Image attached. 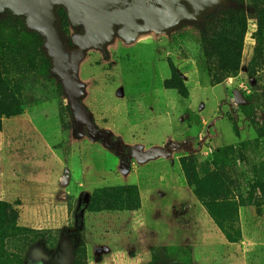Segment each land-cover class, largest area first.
Returning a JSON list of instances; mask_svg holds the SVG:
<instances>
[{"label": "rangeland", "instance_id": "obj_1", "mask_svg": "<svg viewBox=\"0 0 264 264\" xmlns=\"http://www.w3.org/2000/svg\"><path fill=\"white\" fill-rule=\"evenodd\" d=\"M234 4L246 19L239 49L219 40L223 23L184 22L119 27L105 47L81 52L73 37L84 30L69 19L83 104L119 153L76 128L31 31L0 17V95L30 117L28 126L3 116L0 128V231L39 232L23 235V264H76L79 252L82 264H264V0ZM174 164L188 195L170 190L154 205L145 196L151 208L136 228L130 195L91 204L105 188L164 184ZM173 199L191 208L172 224L155 218Z\"/></svg>", "mask_w": 264, "mask_h": 264}, {"label": "water", "instance_id": "obj_2", "mask_svg": "<svg viewBox=\"0 0 264 264\" xmlns=\"http://www.w3.org/2000/svg\"><path fill=\"white\" fill-rule=\"evenodd\" d=\"M61 7L74 26L83 28V33L74 35L73 44L85 52L105 47L119 27L135 30L144 23L147 29L169 32L184 22L202 23L217 9L234 8L235 4L234 0H0V17L9 11L15 18H24L28 30L44 39V50L52 62L51 74L68 97L76 128L86 129L92 141H101L113 150L121 143L112 142L111 132L100 129L93 113L83 104L85 90L75 73L76 57L60 28L57 11ZM234 98L245 104L239 92L234 93ZM122 171L128 172L127 165Z\"/></svg>", "mask_w": 264, "mask_h": 264}, {"label": "trees", "instance_id": "obj_3", "mask_svg": "<svg viewBox=\"0 0 264 264\" xmlns=\"http://www.w3.org/2000/svg\"><path fill=\"white\" fill-rule=\"evenodd\" d=\"M236 2V0H234ZM59 20H60V28L62 30L63 35H66L65 27L69 25V18L68 14L65 10V8L61 7L57 11ZM244 10L235 9V8H224L221 7L217 9L214 13L209 14L205 16L204 18V24H218L223 23V26L221 29H223V34H221V42L224 45L232 44V40L237 39L238 44H236V48L239 49V46H241V42H243V38L246 33V26H245V17H244ZM8 18H13V15L11 12H7ZM16 22L20 23L21 26L26 30L24 24L25 20L24 18H17L15 19ZM217 22V23H215ZM28 35L36 39L38 42V45L40 46L41 54L44 60V63L47 65L49 69L52 67V62L48 58L46 51L43 49L44 46V39L35 32H29L26 30ZM225 36V37H224ZM4 45L1 43L0 39V48H2ZM223 59L224 54L222 55ZM59 90L61 93H63L62 85L59 84ZM65 96V95H64ZM2 94L0 95V128H1V119L3 116L7 117H13V116H19L21 113L19 111H15L9 104H7L5 101L2 100ZM66 97V96H65ZM68 98V97H66ZM67 111L69 115L72 117V111L70 108V105H67ZM84 133L87 134L86 129H84ZM112 142L118 143L120 142L119 139L115 137H111ZM101 142V141H100ZM121 149V144H119L117 147H115L113 150L119 151ZM119 153V152H118ZM196 186V185H195ZM197 189H199L198 186H196ZM106 190L99 191L93 195V199L91 201V204L94 203L95 199L97 197H101L103 200H105L108 195L110 194H124V195H130L129 202L131 204L130 207L127 208L129 211H137L141 208V201L139 198V191L136 186L134 187H113V188H105ZM197 194L199 195V198H204V196L200 193V191L197 190ZM127 200V199H126ZM206 205L209 207L210 203L206 202ZM0 231V264H23L22 259V245L21 241L23 240V235L25 236V233H34L37 234L39 232L33 231L26 228H19L14 227L11 231H6L4 233H1ZM77 262L76 264H82V256L80 252L77 256Z\"/></svg>", "mask_w": 264, "mask_h": 264}, {"label": "crops", "instance_id": "obj_4", "mask_svg": "<svg viewBox=\"0 0 264 264\" xmlns=\"http://www.w3.org/2000/svg\"><path fill=\"white\" fill-rule=\"evenodd\" d=\"M29 120H30L29 115L23 114L21 116H17V117H13L11 119H8L7 121L14 122V123L18 122L19 125H21V124L28 125ZM4 123H3V128H4ZM4 131L6 133L5 128H4ZM7 131L8 132L5 134L6 139H8L10 141L15 139V135L11 136V134H14V130L12 129L10 131L9 130H7ZM9 132H10V135L7 137V134ZM163 175H164V179L166 182L164 184L159 183L158 186H155V185H153V183L152 184L149 183V184H146L147 187L145 186L144 189L142 188V190L139 189V187H137L139 190V195H140L141 208L137 211L131 212V220H132V225L134 228H136V224L141 220L142 215H146L145 214L146 209L151 208V207H148V204L146 206V202L144 200L145 196L151 201L150 204L154 205V203L159 202V200H157L158 194H160V195L162 194L163 196L161 198H164L165 193L167 191H170V190L174 191V190L182 189V191L180 193H182V195H188L187 192H188L189 186L186 183V179H185L183 173L179 170V168L176 164L166 166ZM65 179H68V177L66 176ZM59 180H61L60 177H59ZM172 181H178V184H174V183H172ZM143 191L145 192V195L142 194ZM172 201H175V202H173L174 204H172L168 209H165V211L158 210V209L155 210V212H154L155 218H158L159 216H161L165 219L166 222H169L170 224H172L173 221H175V218H177V216H178V218H182V215H184L183 212L187 211L191 208V206H188V203L186 205H182V202H185V200L173 199ZM181 206H184L183 210H181ZM178 213H182V215H177ZM149 235H150V233H149Z\"/></svg>", "mask_w": 264, "mask_h": 264}]
</instances>
